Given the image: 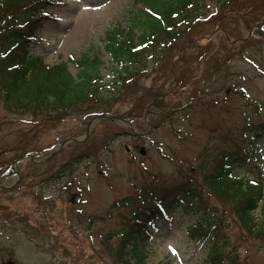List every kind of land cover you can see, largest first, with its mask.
<instances>
[{
  "label": "rangeland",
  "instance_id": "374dc122",
  "mask_svg": "<svg viewBox=\"0 0 264 264\" xmlns=\"http://www.w3.org/2000/svg\"><path fill=\"white\" fill-rule=\"evenodd\" d=\"M59 1L61 4L53 10L54 18L39 30L41 43L36 51L44 55L49 64L67 62L74 75L78 67L69 61V57L74 56L76 61L97 58L103 85L113 82L117 74L107 50V38L113 31H128L135 12L133 0ZM219 3L225 5V10L220 11L215 0H205L199 12L207 17L213 11H219L221 19L216 21V16L206 22L201 18L167 46L158 61L149 60L142 75L133 79L138 81L142 77L140 82L146 86L155 83L157 87L153 91L158 93L159 83H163L159 73L166 67L169 72L172 61L176 60L177 79L183 88H173L167 101L148 116L155 127L150 138L158 145H167L162 154L152 149L150 138L131 136L129 125L119 121L95 120L88 130L93 119L87 114H73L63 122H51L53 126H48L35 121L31 115H15L0 106V185L8 187V190H0V264H117L115 252L124 238L129 219L128 207L114 208L118 199L132 195L130 193L139 187L170 186L189 178H200L197 162L204 154L198 160L196 158L203 146L208 144L209 155L215 156L218 151L234 146L238 135H244L241 127L247 124L244 119L248 114L253 120L264 119V110L260 117L255 115L256 109L264 103V36L257 32V23L263 19L264 0ZM231 6L242 11L238 18L227 12ZM222 31L228 34L232 43L248 34L252 33V36L245 43H230L234 46L231 49L227 35ZM139 33L140 29H137L136 35ZM201 37L211 39V42L204 45L198 40ZM194 41L201 42L203 48L193 46L189 57L183 59L182 48ZM179 57L183 61L188 59L183 65L187 67L191 81L199 70L204 76L202 86L200 81L197 84L201 91L195 92L201 102L191 111L180 110L190 102L185 99L190 90L186 87L189 73L178 62ZM129 70L133 73L131 66ZM226 83L240 85L239 92L229 95L228 101L223 96L231 93L233 87L220 96L211 95L212 90H207L211 84L216 91ZM117 87L105 88L104 92ZM241 93L248 98L240 99ZM146 96L148 103L152 95ZM210 100L212 103L219 100L220 105L208 106ZM224 106H230V109L224 110ZM144 108H134L129 100H120L113 112L131 116L134 129L145 132L149 128L140 117ZM172 112L178 114H173L175 117L167 121ZM235 127H238L237 131ZM228 131L233 133L232 137L210 141V137L225 135ZM73 137L79 141H70ZM141 145L151 149L149 157L155 159L151 169L150 161H147L153 175H148L143 168L148 154L139 153ZM167 148L189 162L173 166L175 160L168 155L175 157L176 154ZM24 155L34 159L31 162L29 157L21 158ZM262 155L264 158V151ZM161 159L166 164H161L158 170L163 172L155 174V162ZM6 165L12 166L13 171L2 170ZM204 198L203 207L213 204L221 207L208 193ZM183 215L178 213L175 221L163 227L147 245L151 262H202L206 249H200L186 237L185 226L194 219ZM227 221L233 226L230 240L235 249H232L231 257L238 255L240 264H264V237H250L235 218Z\"/></svg>",
  "mask_w": 264,
  "mask_h": 264
},
{
  "label": "trees",
  "instance_id": "16d2710c",
  "mask_svg": "<svg viewBox=\"0 0 264 264\" xmlns=\"http://www.w3.org/2000/svg\"><path fill=\"white\" fill-rule=\"evenodd\" d=\"M55 1L0 0V102L15 114H29L52 123L61 122L73 114H92V111L110 108L103 104L112 98L117 102L129 100L134 108H144L148 104L146 95L157 92L142 86L139 81L129 82L124 93L117 91L109 96L100 92L98 83L102 81V76L98 71L99 59L86 57L80 60L78 66L81 70L74 77L66 63L49 65L40 56L30 53L31 44L36 42V31L42 21L51 17L48 10L55 7ZM196 1L136 0L135 7L141 2L145 9L134 7L136 10L129 31H113L108 35L107 50L116 63H128L134 68L142 62L146 63L148 57L159 58L157 50L161 49L160 46L183 33L188 19L194 21L200 17V1ZM188 7L194 8V14L187 10ZM135 29H140L139 36L134 33ZM71 60L74 61V58L71 57ZM131 75L136 76L131 73L130 78ZM141 88L144 93H140ZM263 110L262 105L255 114L260 116ZM249 115L244 119L247 122L246 130L250 133L245 149L225 154L221 158V170L204 177L203 184L200 178H189L182 182L183 185L172 186L167 191L169 194L165 192L162 196L167 194L168 200L179 203V191L184 193L185 190L187 194L195 192L197 195L198 185L210 188L215 195L224 199L225 205L236 206L240 228L250 237L259 238L264 237V158L261 154L264 121L251 122ZM235 167L247 170L255 176L254 179L238 178L233 174ZM193 200L200 203L198 197ZM160 206L164 208L169 204L164 202ZM259 206L261 218L257 219L253 212ZM154 210L155 207H151L147 213L152 215ZM201 219L188 229V234L196 242L210 245L206 264H240L238 255H230L235 247L225 231L221 234V222L215 216L210 217L208 212H204Z\"/></svg>",
  "mask_w": 264,
  "mask_h": 264
}]
</instances>
